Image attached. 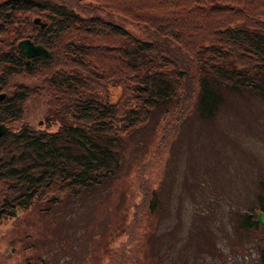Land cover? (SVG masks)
<instances>
[{
    "label": "trees",
    "instance_id": "trees-1",
    "mask_svg": "<svg viewBox=\"0 0 264 264\" xmlns=\"http://www.w3.org/2000/svg\"><path fill=\"white\" fill-rule=\"evenodd\" d=\"M33 13L46 23L34 22ZM26 36L47 54L25 56L15 42ZM107 83L120 87L116 100ZM0 91L7 126L0 135L1 218L38 197L55 203L67 190H98L116 178L120 135L153 107L162 106L165 143L189 114L213 117L232 92L264 99V0H0ZM30 94L43 95L64 123L42 131L11 125ZM149 158L133 168L141 206L153 195L144 173ZM259 210L261 203L244 207L230 221L264 231ZM138 221L135 210L133 233ZM200 240L211 248L210 235Z\"/></svg>",
    "mask_w": 264,
    "mask_h": 264
},
{
    "label": "rangeland",
    "instance_id": "rangeland-1",
    "mask_svg": "<svg viewBox=\"0 0 264 264\" xmlns=\"http://www.w3.org/2000/svg\"><path fill=\"white\" fill-rule=\"evenodd\" d=\"M40 15L30 14L46 23ZM106 87L116 100L120 87ZM228 96L209 119L193 111L165 143L162 106L153 107L146 121L120 135L116 178L102 180L98 190H67L55 203L38 197L1 215L0 264H264L263 229L230 221L244 207L264 206V99L248 91ZM49 109L43 95L30 94L11 125L53 130L65 118ZM1 152L9 153L8 146ZM147 155L153 195L141 206L133 168ZM209 235L206 250L199 243Z\"/></svg>",
    "mask_w": 264,
    "mask_h": 264
},
{
    "label": "water",
    "instance_id": "water-1",
    "mask_svg": "<svg viewBox=\"0 0 264 264\" xmlns=\"http://www.w3.org/2000/svg\"><path fill=\"white\" fill-rule=\"evenodd\" d=\"M34 22L39 23L40 26L44 24L43 21H41L38 17H34L33 19ZM17 46L22 48V52H24L25 56H29L32 54H42L46 55L47 51L43 45L40 43H34L31 41L27 36L24 38H20L17 40ZM27 62V60H25ZM3 93H0V98L2 97ZM7 129V126L3 123L0 122V135L5 132ZM256 221L260 223L262 226H264V213L262 211H259L257 216H256Z\"/></svg>",
    "mask_w": 264,
    "mask_h": 264
}]
</instances>
